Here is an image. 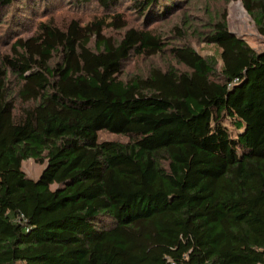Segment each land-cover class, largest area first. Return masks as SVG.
<instances>
[{
	"label": "trees",
	"instance_id": "obj_1",
	"mask_svg": "<svg viewBox=\"0 0 264 264\" xmlns=\"http://www.w3.org/2000/svg\"><path fill=\"white\" fill-rule=\"evenodd\" d=\"M130 1L152 21L172 0ZM241 1L264 37V0ZM223 17L201 37L220 69L121 14L16 41L0 60V264H264V52ZM166 51L184 71L122 77ZM27 160L46 163L37 180Z\"/></svg>",
	"mask_w": 264,
	"mask_h": 264
},
{
	"label": "rangeland",
	"instance_id": "obj_2",
	"mask_svg": "<svg viewBox=\"0 0 264 264\" xmlns=\"http://www.w3.org/2000/svg\"><path fill=\"white\" fill-rule=\"evenodd\" d=\"M178 3L172 0L166 5L163 4V8L160 7L161 9L156 11L165 10V12L158 14L154 12L153 20L147 21L145 14L141 15L135 3L130 0H123L108 10L102 8L97 0L82 2L78 0H24V2H16L14 6L2 9L3 14L0 16V60L12 53V48L17 40L33 36L41 23L52 22L60 28H65L73 20L87 24L99 19H109L117 14L123 15L130 28L146 29L149 27L154 33L160 35L166 44L171 46L188 45L202 57H216L218 60L221 50L202 41L201 37L208 33L207 28L210 22L224 19L223 14H225V20L231 33L244 39L256 52H264V37L257 31L253 19L241 0H181ZM124 32L125 30L112 29L105 31L107 36L115 39H120ZM168 66L185 70L175 62L169 51L151 59L133 56L126 63L122 77L128 79L136 75L145 76L153 67L166 68ZM221 66L222 61L219 60L218 68L220 69ZM232 134L235 136L237 133L233 132ZM99 141L127 143L130 140L125 136L101 132ZM45 167L46 163L40 165L34 160L22 163V170L32 180H37Z\"/></svg>",
	"mask_w": 264,
	"mask_h": 264
}]
</instances>
